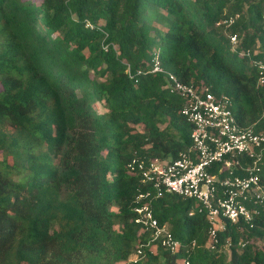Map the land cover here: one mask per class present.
Here are the masks:
<instances>
[{"label": "trees", "instance_id": "16d2710c", "mask_svg": "<svg viewBox=\"0 0 264 264\" xmlns=\"http://www.w3.org/2000/svg\"><path fill=\"white\" fill-rule=\"evenodd\" d=\"M157 49L166 73L264 131V0H0V264H126L140 246L131 264H264V206L212 250L198 205L164 193L152 212L181 248L146 246L145 186L126 166L177 159L193 129L151 73Z\"/></svg>", "mask_w": 264, "mask_h": 264}, {"label": "built area", "instance_id": "2783aa9c", "mask_svg": "<svg viewBox=\"0 0 264 264\" xmlns=\"http://www.w3.org/2000/svg\"><path fill=\"white\" fill-rule=\"evenodd\" d=\"M239 19L235 14L221 19L217 27L230 28ZM86 27L93 29L90 23ZM231 48L237 45V35L229 36ZM249 56V52H246ZM151 73L165 74L169 92L184 99L183 116L192 124L189 148L173 161L159 158H132L129 173L137 174L145 186L135 198L136 223L149 233L146 246L155 245L176 254L180 242L154 217L151 202L164 193L192 200L198 212L205 215L210 249L219 244V234L226 223L249 224L264 206V131L240 128L233 117L232 101L227 96H215L208 87L194 88L179 82L160 66V51L151 59ZM258 84L264 85V60L254 62ZM190 211L188 216H193ZM244 246V243H240ZM140 246L126 264L142 256ZM182 264H190L185 260Z\"/></svg>", "mask_w": 264, "mask_h": 264}, {"label": "rangeland", "instance_id": "374dc122", "mask_svg": "<svg viewBox=\"0 0 264 264\" xmlns=\"http://www.w3.org/2000/svg\"><path fill=\"white\" fill-rule=\"evenodd\" d=\"M99 109H100V107H99Z\"/></svg>", "mask_w": 264, "mask_h": 264}]
</instances>
